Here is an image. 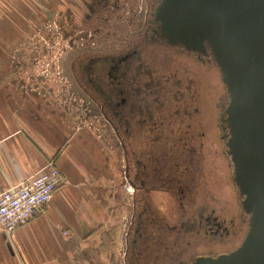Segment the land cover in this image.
Instances as JSON below:
<instances>
[{
	"label": "flooded vegetation",
	"instance_id": "af4514ba",
	"mask_svg": "<svg viewBox=\"0 0 264 264\" xmlns=\"http://www.w3.org/2000/svg\"><path fill=\"white\" fill-rule=\"evenodd\" d=\"M160 1L101 0L92 16L60 22L64 86L36 87L114 146L120 182L132 188L116 264H192L235 250L249 227L228 152L221 70L208 46L164 37Z\"/></svg>",
	"mask_w": 264,
	"mask_h": 264
},
{
	"label": "crops",
	"instance_id": "0c3cea01",
	"mask_svg": "<svg viewBox=\"0 0 264 264\" xmlns=\"http://www.w3.org/2000/svg\"><path fill=\"white\" fill-rule=\"evenodd\" d=\"M99 2L0 0V192L50 162L64 178L38 216L12 233L0 228V264L114 263L102 249L127 198L114 146L100 127L36 91L38 81L56 89L64 81L42 77L46 61H34L36 52L63 55L50 32L60 36L62 24L92 16Z\"/></svg>",
	"mask_w": 264,
	"mask_h": 264
},
{
	"label": "water",
	"instance_id": "95a60500",
	"mask_svg": "<svg viewBox=\"0 0 264 264\" xmlns=\"http://www.w3.org/2000/svg\"><path fill=\"white\" fill-rule=\"evenodd\" d=\"M156 16L171 44L214 54L229 92L234 180L250 214L239 247L192 264H264V0H161Z\"/></svg>",
	"mask_w": 264,
	"mask_h": 264
},
{
	"label": "built area",
	"instance_id": "2783aa9c",
	"mask_svg": "<svg viewBox=\"0 0 264 264\" xmlns=\"http://www.w3.org/2000/svg\"><path fill=\"white\" fill-rule=\"evenodd\" d=\"M52 32L56 34L54 30ZM56 36L53 35V42H56L52 44L53 46H58L60 42ZM38 54L39 56L36 55L34 59L36 63L46 61L41 67V76L47 77L49 81L53 79L64 81V71L59 65L64 54L60 55L53 49L50 53ZM62 183H64L62 174L54 162H50L36 175L0 192V228L4 232L12 233L38 216Z\"/></svg>",
	"mask_w": 264,
	"mask_h": 264
},
{
	"label": "rangeland",
	"instance_id": "374dc122",
	"mask_svg": "<svg viewBox=\"0 0 264 264\" xmlns=\"http://www.w3.org/2000/svg\"><path fill=\"white\" fill-rule=\"evenodd\" d=\"M53 35L54 34L52 32V34L49 35V37H48L50 39V41H51V44L56 43V42H53ZM56 37L59 39L60 42H63L62 39H61V37H62L61 35L60 36H56ZM63 45H64V42H63ZM231 168H232V174H234L233 173V163L232 162H231ZM210 173L212 174V172H210ZM130 189H132V188H130V187L129 188H127V187L125 188V191H126V194H127V198L125 197L124 200L122 199L123 201L121 203V207L124 206L123 208H124V210H126V213L119 214V215L116 214L118 218L116 219L117 220V224L115 225L116 227H114V231L112 232L113 236L109 240H104V246H103L102 250L109 257H110V254H111V260L112 259L115 260L117 257L121 258L122 255L125 252L124 251V245H123V242L125 240H119V237H120L121 233H122L121 235L125 236V233H124V228L125 227H123L124 226L123 225V221L127 217V214L129 215V213H130V206H129V204L131 202ZM237 194H239V193L237 192ZM240 200L242 202V198ZM238 201H237V203H238V205H240L241 202L239 203ZM118 224H119V226H118ZM116 228H117V230L115 231ZM115 246H120V248H118L119 250H117L115 248ZM112 252L114 253L113 255H112ZM113 264H116L115 261H114ZM119 264H121V263H119Z\"/></svg>",
	"mask_w": 264,
	"mask_h": 264
},
{
	"label": "bare ground",
	"instance_id": "6f19581e",
	"mask_svg": "<svg viewBox=\"0 0 264 264\" xmlns=\"http://www.w3.org/2000/svg\"><path fill=\"white\" fill-rule=\"evenodd\" d=\"M210 174H211V173H210ZM216 174H217V173H215V172L213 173V172H212V174H211V178H210V183H211V185L214 186V187H216V182H215V177H214V176H216ZM218 176H219V175H217V177H218ZM217 182H218V180H217ZM218 183H219V182H218Z\"/></svg>",
	"mask_w": 264,
	"mask_h": 264
}]
</instances>
